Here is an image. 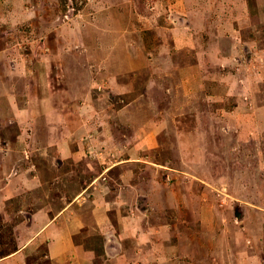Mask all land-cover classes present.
Here are the masks:
<instances>
[{
    "label": "rangeland",
    "instance_id": "rangeland-1",
    "mask_svg": "<svg viewBox=\"0 0 264 264\" xmlns=\"http://www.w3.org/2000/svg\"><path fill=\"white\" fill-rule=\"evenodd\" d=\"M0 88L3 264H264V0H0Z\"/></svg>",
    "mask_w": 264,
    "mask_h": 264
},
{
    "label": "crops",
    "instance_id": "crops-1",
    "mask_svg": "<svg viewBox=\"0 0 264 264\" xmlns=\"http://www.w3.org/2000/svg\"><path fill=\"white\" fill-rule=\"evenodd\" d=\"M9 85V84H8ZM2 89L0 92V137L2 136V133L5 130H9L10 134L12 133H16L15 135H18L19 131L21 130V128L17 127V124L19 122V119H23L24 118V114H26L27 112H29V119H32V115H34L35 117L38 116L41 113V107H40V101H36V105L35 106H28V109H26L24 107V112L23 113V117L21 116V109L19 108L18 105L15 104V101L12 97H8L7 95L10 94V89ZM4 90V91H3ZM32 100V99H31ZM20 114V115H19ZM30 121V120H29ZM9 123L10 125L8 127L4 126L5 124ZM14 141V140H13ZM16 145H11L10 143L5 146L1 141H0V180L1 181H6V187L5 189L10 187V190L12 189L13 186V190L17 191V187L16 184H18V180L20 179L21 182L25 183V184H29L32 183L34 181V178L32 175L26 173V171L28 170V168L24 167V169H20V171L18 170L17 166H14L12 164H10L11 162H8V156L10 154V152L15 148ZM4 151L6 152V154H1V152ZM127 158H124L122 161H127ZM120 161V162H122ZM119 163V162H117ZM17 168V169H16ZM25 170V171H24ZM16 172L15 174L12 175L13 172ZM24 171V172H22ZM11 173V175L6 176V174ZM93 181L92 179L89 181V185H92ZM103 202V201H102ZM82 202L80 201V204ZM104 203V202H103ZM72 204V205H71ZM80 205H77L75 202L74 203H69V205H67V207H65V209L69 210L70 208H73V210L76 212L78 210ZM64 214V213H63ZM29 221L32 222V225H28L27 227L32 229L33 226L36 224V220L37 219H41L43 221H55V219L51 218L49 219V213H46V210L44 207L38 208L36 211H33L29 214ZM34 224V225H33ZM57 224V222H56ZM49 225L45 226V228L41 229V231H44L45 233L49 232V229H47L46 227H48ZM63 231V236L60 239V236L52 239V241L49 242V255H47V257L51 260H54L57 258L58 254H59V250H56V247L58 245H62V246H66L70 244V239L68 238V232L64 230ZM26 242L25 243H20L18 245L17 250H15L13 253H11L9 256H5L3 258L0 259V264H3L4 262H6L7 260L11 261V260H18L20 258V256L23 255L24 253V248L26 247ZM62 247L63 249L66 247ZM26 249V248H25Z\"/></svg>",
    "mask_w": 264,
    "mask_h": 264
}]
</instances>
